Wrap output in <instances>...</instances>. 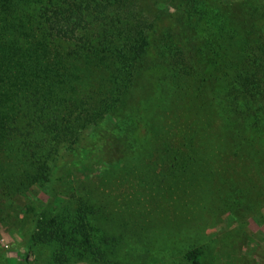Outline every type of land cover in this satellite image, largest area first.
<instances>
[{
  "label": "trees",
  "instance_id": "trees-1",
  "mask_svg": "<svg viewBox=\"0 0 264 264\" xmlns=\"http://www.w3.org/2000/svg\"><path fill=\"white\" fill-rule=\"evenodd\" d=\"M161 1L0 0L1 224L15 200L26 196L33 185L50 181V164L65 149L103 141V133L109 132L104 121L117 129L131 128V120L118 124L122 102H128V117L139 122L138 110L160 93L163 72L157 63L180 85L179 60L188 58L169 34L157 30ZM173 1L191 5L196 22L205 26V42L217 60L209 58L211 50L199 42L200 55L193 56L194 84L207 81L205 73L225 81L220 92L212 89L216 97L211 98L214 107L220 99L223 110L217 108L224 134V143L219 142L239 149L244 130L254 127L264 132V0H234L230 7L217 0ZM225 31L235 36L223 45ZM133 88L140 92L138 101L126 99ZM179 88L193 95L207 90L201 85ZM127 148H109L106 159L135 160L138 153L129 154L133 150ZM120 150L125 151L120 155ZM172 156H168L172 164H199L193 155ZM205 160L217 163L209 150ZM74 198L50 212L45 204L26 208L34 220L31 242L51 251L48 264H68L64 251L80 259L117 264L114 246L109 247L106 238L99 239L102 245L96 242L89 212L80 198ZM201 255L200 250L187 254L195 264Z\"/></svg>",
  "mask_w": 264,
  "mask_h": 264
},
{
  "label": "rangeland",
  "instance_id": "rangeland-1",
  "mask_svg": "<svg viewBox=\"0 0 264 264\" xmlns=\"http://www.w3.org/2000/svg\"><path fill=\"white\" fill-rule=\"evenodd\" d=\"M217 1L230 7L234 0ZM178 3L161 1L156 27L163 35L169 34L188 58L179 60L180 85L157 63L163 72L157 88L160 93L138 110L139 122L128 117L131 113L124 101L117 111L118 124L131 120V128L117 129L104 121L109 132L103 133V141L65 149L50 164V181L33 185L26 196L15 200L9 218L0 223V264L50 263L51 251L31 242L34 220L26 208L45 204L50 212L74 196L89 212L96 242L102 245L99 239L106 238L108 246H114L117 264H195L187 256L192 250L202 253L198 264H264V132L248 128L239 149L222 146L220 99L214 107L211 98L216 97L212 89L220 92L225 81L205 73L208 80L194 84L197 62L193 56L200 55L199 42L208 50L211 46L205 42V26L196 22L192 6ZM233 12H238L236 7ZM234 36L225 31L220 42L225 45ZM208 53L217 60L215 52ZM181 85H201L207 90L197 96L183 92ZM137 93L133 88L126 99L138 101ZM126 146L133 150L129 154L138 153L134 161L128 156L106 159L109 148ZM205 147L216 164H206ZM175 154L193 155L199 164H172L168 156ZM119 160L123 164H116ZM62 256L68 264H106L66 251Z\"/></svg>",
  "mask_w": 264,
  "mask_h": 264
}]
</instances>
